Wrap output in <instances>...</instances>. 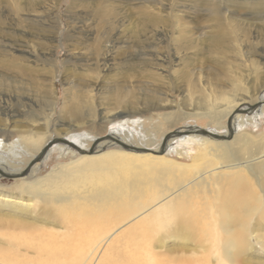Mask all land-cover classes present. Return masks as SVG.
I'll return each instance as SVG.
<instances>
[{
	"label": "rangeland",
	"instance_id": "374dc122",
	"mask_svg": "<svg viewBox=\"0 0 264 264\" xmlns=\"http://www.w3.org/2000/svg\"><path fill=\"white\" fill-rule=\"evenodd\" d=\"M262 7L264 0H0V169L18 174L55 138L87 149L96 139L116 134L134 146L155 149L164 135L188 127L227 136L229 113L218 122L208 114L227 102L241 103L238 113L251 118L237 122L228 141L248 136L262 143L264 115L243 112L264 99ZM25 137L42 138L41 146L28 147L21 141ZM216 142L177 139L166 157L186 164L209 161L206 169L220 166L223 161L213 153ZM103 149L98 154L121 147ZM51 150L23 177L0 174V197H18L13 189L18 182L34 183L80 159V153L68 149ZM250 183L264 203V191L255 179ZM199 202L182 208L171 223L160 227L156 222L133 239L115 235V264H264L261 210L246 222L242 254L227 263L217 224L184 222L199 216ZM3 205L0 264L42 257L28 245L33 226L60 234L71 227L59 218L35 221ZM31 211L41 206L25 215ZM86 221L83 254L74 264H101L102 225L97 219Z\"/></svg>",
	"mask_w": 264,
	"mask_h": 264
},
{
	"label": "bare ground",
	"instance_id": "6f19581e",
	"mask_svg": "<svg viewBox=\"0 0 264 264\" xmlns=\"http://www.w3.org/2000/svg\"><path fill=\"white\" fill-rule=\"evenodd\" d=\"M263 8L260 11H263ZM214 13L220 16L217 10ZM233 103L227 102L210 109L208 114L211 120L218 122L229 113L232 130L237 127V122L242 125L250 122L249 116L248 119L238 113L241 112L239 105L242 104ZM259 103H263L258 109L259 115H264V99ZM168 134L164 135L155 149L134 146L116 134L112 136L115 141L108 139L100 142V139H96L87 149L72 142L84 151V154H79L80 159L75 163L59 167L34 183L18 182L13 187L18 197L10 195L0 197V202L5 204L6 208L10 207L28 216L29 219L34 218L35 221H39L41 217L59 218L66 225L71 226L62 234L33 226L34 232L31 236L33 240L28 239L32 241L26 242L43 258L38 257L36 261L24 259L27 260V264H74L76 257L80 253L83 254L82 240L86 234L85 230L89 228L87 226L89 224L86 225L87 219L94 221L97 219L100 226L102 225L100 229L98 228L102 235L98 248L105 245L102 260L100 259L101 264H115L116 259L114 260L111 254L113 253L112 238L115 235L120 234L122 238L133 239L138 232L142 233L143 229H149V226H153L156 222L163 227L177 219L181 209L185 210L196 199L200 200L198 205L202 210L199 211V216L186 218L185 224L193 225L196 220L217 224L222 231L221 239L218 241L222 244V261L235 263L242 254L239 248L244 239L243 230L246 222L248 223L250 217L259 210L262 213L258 222H264V203L261 202L259 195L255 194L256 191H253V185L250 183L255 179L257 187L264 191V138L262 143H256L248 136L237 137L232 142L228 140L216 142L218 145L213 153L223 161V165H214L206 169L204 166L210 164L209 161L193 164L178 163L167 158L166 154L170 145L177 139L207 143L211 138L202 135L178 138L173 134L170 137ZM21 141L30 148H38L41 146L42 138L33 140L32 137H25ZM60 141L61 139L55 138L48 144L54 143L53 147L68 149L66 151L73 154L78 153ZM116 141L133 148L129 151L125 148L123 150L119 145L121 149L118 151L98 154V150L107 145L110 147L118 145ZM47 145L40 147V153L18 174L23 173L41 156ZM92 147L94 150L90 153ZM252 147H256L255 150H250ZM51 152L52 150L47 155L49 156ZM37 165L31 168L32 171ZM1 171L6 173L4 170ZM23 196H27L28 200H24ZM37 206H41V211H31L25 215V212ZM19 223L27 224L24 221ZM262 239H264L263 235ZM77 240L81 242L78 244ZM160 246L162 247V243ZM194 253L192 255L195 256ZM9 256V253L3 254L2 259H7ZM188 259L190 258L185 257L187 263H189Z\"/></svg>",
	"mask_w": 264,
	"mask_h": 264
},
{
	"label": "water",
	"instance_id": "95a60500",
	"mask_svg": "<svg viewBox=\"0 0 264 264\" xmlns=\"http://www.w3.org/2000/svg\"><path fill=\"white\" fill-rule=\"evenodd\" d=\"M262 104L263 103H259V104L255 105V106H248L246 111H243V112H247V113L255 112L256 110H258L262 106ZM182 130H186V131L178 130V131H176L174 133H171L170 135L173 134V135L177 136L178 138L179 137L181 138V137L189 136V135H202V136H205V137H209V138H211L213 140L226 141V140L229 139L230 136H233V133H234V130L231 129V120L229 121L230 134L227 135V136L226 135H219V134H217V133H215V132H213L211 130H206V129H202V128H196V130H195L193 127H188V128L182 129ZM108 139L115 141L114 137H112V136H108ZM60 143H64L67 146L71 147L72 149H75L76 151H78V153L84 154V151H82L76 144L72 143L71 141L61 140ZM116 143L118 145L122 146L123 148L128 149V150L133 148V147H130V146H128V145H126V144H124L122 142H119V141H116ZM53 145H54V143L53 144L52 143L49 144L45 148V150L43 151L41 156H39L35 161H33L23 173L15 174V175H9L7 173L2 172L1 169H0V174L2 175V177L8 178V179H15V178H20V177L25 176L30 171V169L34 165H36L37 162L41 161L47 155V153L50 151V149L52 148ZM93 148L94 147L91 148L90 153H93V150H94Z\"/></svg>",
	"mask_w": 264,
	"mask_h": 264
}]
</instances>
